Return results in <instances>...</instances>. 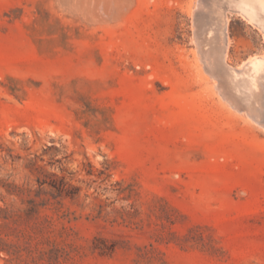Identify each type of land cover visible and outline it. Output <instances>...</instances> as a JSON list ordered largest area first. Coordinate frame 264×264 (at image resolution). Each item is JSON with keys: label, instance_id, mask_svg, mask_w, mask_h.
Listing matches in <instances>:
<instances>
[{"label": "rangeland", "instance_id": "374dc122", "mask_svg": "<svg viewBox=\"0 0 264 264\" xmlns=\"http://www.w3.org/2000/svg\"><path fill=\"white\" fill-rule=\"evenodd\" d=\"M246 1L0 0V264H264Z\"/></svg>", "mask_w": 264, "mask_h": 264}, {"label": "bare ground", "instance_id": "6f19581e", "mask_svg": "<svg viewBox=\"0 0 264 264\" xmlns=\"http://www.w3.org/2000/svg\"><path fill=\"white\" fill-rule=\"evenodd\" d=\"M215 1V0H214ZM206 2V1H205ZM208 2V1H207ZM217 2V1H216ZM212 4V3H211ZM263 4H264V0H256V2L254 3V4H251L250 2H242L241 3V5H240V9H243V10H245V12L247 13V14H249L252 18H254V19H256L257 21H260V22H262L263 23V25H264V6H263ZM204 5V4H203ZM209 5V7H211L210 6V3L208 4ZM208 7V6H207ZM215 7V6H214ZM212 8V7H211ZM93 10V9H92ZM209 10V9H208ZM216 10V9H215ZM214 9H213V11H215ZM102 11V10H101ZM212 11V12H213ZM222 11V10H221ZM212 12H210V14L212 13ZM94 13V12H93ZM195 13V12H194ZM195 15V14H194ZM213 15V14H212ZM196 18V17H195ZM208 19H210V18H208ZM218 19V18H217ZM203 20V19H202ZM218 22V21H217ZM216 23V22H215ZM263 30H264V27H263ZM225 31V30H224ZM211 41H212V39H211ZM214 42H215V40H214ZM219 43V42H218ZM212 45V44H211ZM214 46H215V44H213ZM217 45H219V44H217ZM210 47V46H209ZM208 47V48H209ZM209 50H210V48H209ZM210 56V55H209ZM250 59V58H249ZM202 60V59H201ZM246 62V61H245ZM244 64V63H243ZM243 64H241V65H243ZM205 66V65H204ZM246 66H247V71H248V73L250 74V76H251V78H249V82L250 81H253L255 78H256V76H258V75H260V74H264V58H262V57H255V58H252V59H250V60H247V62H246ZM207 67V66H206ZM229 67V66H228ZM227 67V68H228ZM226 68H224V71L226 72V70H225ZM238 69H240V68H238ZM223 71V72H224ZM224 72V73H225ZM219 74V73H218ZM221 75V74H220ZM228 76H229V74H228ZM230 78V77H229ZM233 78H235V77H233ZM229 80V79H228ZM232 82V81H231ZM223 84V83H222ZM239 84V83H238ZM220 85V84H219ZM217 86V85H216ZM215 87V86H214ZM223 87V86H222ZM231 87V86H230ZM244 87H245V85H244ZM221 88V87H220ZM234 88H236V87H234ZM254 89H255V87H254ZM232 90V89H231ZM237 91H238V88L236 89ZM242 90H244V89H242ZM242 90L240 91V92H242ZM228 91V90H227ZM233 91V90H232ZM256 91V90H255ZM239 92V91H238ZM239 92V93H240ZM259 92V91H258ZM243 93H245V91L243 92ZM257 93V92H256ZM260 93V92H259ZM236 94H237V92H236ZM230 95V94H229ZM246 97V100H248L249 98L246 96V94L245 95H243L242 94V98L243 97ZM232 97V96H231ZM238 97H239V95H238ZM221 99H222V97H221ZM235 99V98H234ZM243 101L244 102H246L244 99H243ZM238 102H239V100H238ZM235 103V102H234ZM236 104V103H235ZM250 104H251V102H250ZM237 107V106H236ZM240 109V108H239ZM238 109V110H239ZM236 110H237V108H236ZM241 110V109H240ZM246 111V110H245ZM242 112V111H241ZM242 115V114H241ZM246 117V116H245ZM262 126V125H261Z\"/></svg>", "mask_w": 264, "mask_h": 264}]
</instances>
